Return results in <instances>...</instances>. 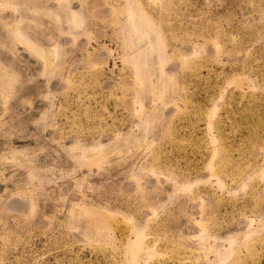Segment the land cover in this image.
<instances>
[{
    "label": "rangeland",
    "instance_id": "1",
    "mask_svg": "<svg viewBox=\"0 0 264 264\" xmlns=\"http://www.w3.org/2000/svg\"><path fill=\"white\" fill-rule=\"evenodd\" d=\"M83 1L0 0V217L31 209L0 264H264V72L240 46L264 0ZM98 46L132 105L69 143L65 90Z\"/></svg>",
    "mask_w": 264,
    "mask_h": 264
},
{
    "label": "flooded vegetation",
    "instance_id": "2",
    "mask_svg": "<svg viewBox=\"0 0 264 264\" xmlns=\"http://www.w3.org/2000/svg\"><path fill=\"white\" fill-rule=\"evenodd\" d=\"M241 1L245 2L246 0ZM83 6L89 10L87 13L92 18L103 17L109 12L108 8L104 6L89 8V2L86 0L83 1ZM258 11L262 12L260 7L254 8L246 5L242 7L239 18L243 21L254 19ZM166 29H168L167 25L161 24V34L164 35L165 40L167 37ZM240 34V46L245 53L251 50L249 55L252 56L246 59L244 67L249 68L256 61L259 72H264V23L244 28ZM257 37L258 39H255ZM187 47L185 46L183 50H186ZM92 49H95L91 52L92 55L85 58L86 66L79 74L77 73V78H74L75 80H72L70 86L65 90L63 105L65 124L64 129H62L65 135L62 138L69 143L109 140L107 138L109 133L127 119L129 115L127 111L132 105L133 86L131 87V85H133V78L129 74L130 72L122 67L121 62L116 57L114 64L111 65L108 62L110 54L106 48L98 46L92 47ZM114 53L119 55L116 42ZM258 79L261 78L258 77ZM0 114L1 116L3 114L1 107ZM60 116H62L61 113ZM105 121L107 123L104 124ZM112 121L116 123H112ZM9 199L4 201L2 205L3 213L7 212L4 206ZM18 199L24 201L21 198ZM24 202L26 207L23 206L20 211L12 212L14 215L11 217L6 215L0 217V228L2 229H0V234L3 232L12 234L9 239L6 238V235L3 236L6 241L12 242L13 237L16 236L17 238L22 231L17 222H21L25 218L24 216L27 217L31 210L27 212L28 205L26 201Z\"/></svg>",
    "mask_w": 264,
    "mask_h": 264
},
{
    "label": "water",
    "instance_id": "3",
    "mask_svg": "<svg viewBox=\"0 0 264 264\" xmlns=\"http://www.w3.org/2000/svg\"><path fill=\"white\" fill-rule=\"evenodd\" d=\"M26 207V204L24 201L19 200L18 198H11L8 200L7 204H5V210H7V212H16V211H20L21 208ZM20 208V209H19Z\"/></svg>",
    "mask_w": 264,
    "mask_h": 264
}]
</instances>
